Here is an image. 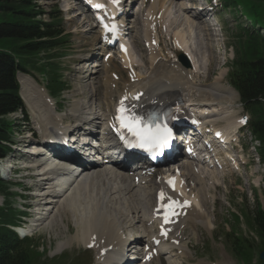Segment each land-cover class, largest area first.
Instances as JSON below:
<instances>
[{
	"label": "bare ground",
	"instance_id": "6f19581e",
	"mask_svg": "<svg viewBox=\"0 0 264 264\" xmlns=\"http://www.w3.org/2000/svg\"><path fill=\"white\" fill-rule=\"evenodd\" d=\"M138 2V0H126L125 2L126 14L124 13L123 19H125L124 23H127L128 25L131 24V27L129 28V36L132 34V32H136L137 30L135 25H138L137 13H139V10H137L136 13L132 10L135 9ZM174 2L176 1L151 0L150 6L152 8L147 10L146 18L149 19V17L147 16L151 15L150 11H153L156 15L160 12V15L162 17L161 24H163L164 22L167 24V21L170 20L169 13L171 12V6ZM188 2L190 1L188 0ZM180 3L181 1L176 4ZM66 8H68V6H66ZM194 9V7H191L190 9V7H186V5L178 7L174 6V10H177V13H183L187 15V17L185 16V19L192 23L190 27L194 26L200 31H202L203 29L201 30V28L204 27L205 30L211 31L209 28L204 26L206 25V21H204V24V19L202 18V20L201 18H199V16L202 14L193 13ZM66 10H68L72 14L74 13V10ZM111 11L112 14L118 13L119 6L113 7ZM130 13H133V15ZM190 14H192V16H190ZM76 17L80 18L81 15L77 14ZM203 17H205L206 19L208 15ZM209 17L211 18V16ZM79 18H72V20L78 21ZM182 18L184 19V17ZM185 19L184 21L186 22ZM150 20L153 19L150 18ZM84 24L88 26V28L83 31V34H90L89 32L94 31L92 25H87V22L81 23V26L83 25V28L86 27L84 26ZM148 24L149 22H147L146 20H143V22L140 24L141 28L139 29L138 34L142 37L143 43L149 42L151 40L150 32L147 29ZM210 25L208 24L207 26L209 27ZM165 29L166 33L163 34L165 35V37H167V35H169L167 34V31H169V27L167 26ZM198 30L195 31L198 32ZM210 35L209 40L211 38ZM170 39H173V43H175V41H178L182 50L185 49V51L189 53L192 58H194V56L197 58V61L193 60L192 62H189L190 67L188 69L183 68L180 63H177L176 61H172L170 59L165 62V60L167 59H164V56L162 55V53H164V50H162L160 47L158 36H154V41L159 44L153 49L144 51L145 53H147L150 60H146L144 65L141 64L143 67H146V72L140 75L138 74V82L135 84L129 83L128 80L125 81L121 77L123 75H118V81L113 80L114 77L112 75H114L115 73H110L111 70L109 71V69L111 67L112 69L113 67L115 69V64L113 63V59L110 56L107 60H104L102 62L100 61L97 65L95 63L92 68H90V64L86 70L84 69L85 67L78 69L75 76L74 88L71 90V97L73 101L71 102L72 104L70 106V110H68V114L64 116L57 113L61 109V107L55 104L54 99L52 97L50 98L46 94L44 89L40 88L39 85L36 87L34 86V89L33 83L30 82L31 80H29L30 77L28 75L26 76V74L19 73L17 75V81L20 85V92L23 93L22 95L24 96L25 103L29 107L35 123L38 125V130L41 136L47 137L56 135L58 133H64L67 130H73L75 131L74 134L76 136H78L80 133L82 134V136L85 134L84 137L87 138V136H90V133H87V129L85 127H93L95 124L99 125V122L102 121L101 118L107 117V115L104 113L108 112L109 109L111 110L112 108H114L117 99H119L121 95H124L127 100H130V103L133 104L134 109L144 108L146 105L153 104L154 102H156V104H165L167 102L180 103L181 101L189 100L192 104L195 105H198L199 103L200 106H198L201 107L202 110L205 109V111L213 114L211 117H214L215 115L221 116L222 119L225 120L224 123L226 124V126L222 129L227 133V135L230 134L232 130L237 128L236 120L238 119L234 117L226 118L227 116H229L230 109L226 104L229 103L232 106L234 103L232 101L236 99L235 96H233V93L230 92L233 90L227 87L229 91H226L223 87L220 86V83L218 81V83L215 82L206 87L204 85H196L193 81H189L186 77L187 74L195 75V78L193 79H196V77L200 75V72L202 71V68L200 66V59L196 51L194 50L195 47L192 48L193 46L191 47L189 40H186L185 32L176 34L172 33ZM100 40V35H96L91 39L90 43L84 44V46H87L89 48L85 47L87 49H82L81 51L88 52V49L90 50L88 54L85 53L87 54L85 58H81L78 60V62L80 61L81 65L90 63L92 57H97V54L98 56L102 55V53H95V51H99V47L97 48V43H99ZM130 47V41H128L126 48L129 54L127 56L130 63L135 65L136 63L133 56L131 55L132 47L131 49ZM207 47H204V50H207ZM109 52H111V50H108V53ZM179 52L180 50H176L173 54L178 55L177 53ZM200 53L203 54L202 52ZM90 55L91 58H89ZM102 56L104 57L105 53H103ZM84 61L86 62L84 63ZM99 67H102L103 71L102 69H98ZM193 67L194 72L192 70ZM101 71L104 72L105 78L103 76L102 81L98 82L97 75L101 73ZM106 74H108V76H106ZM205 79L207 80V78ZM100 89H103V95L99 99ZM135 89L137 91H143L144 96L138 102L133 103L134 101L132 102V98L134 94H136ZM130 90H133V92H131L132 94L130 93ZM195 95H197V98H195ZM97 99L100 101V104L98 105ZM15 114H17V112L9 114L8 118L11 115ZM66 116L68 118H66ZM211 117L209 119H211ZM39 142L40 141H38V143ZM21 144L27 146L26 141H22ZM34 145L35 144H32V146ZM61 149V146H58V150ZM24 151L26 154L27 151ZM27 164V170L30 172V174H27L25 177L33 183H31L29 187L26 186V190L35 192L34 194L30 193L31 195L28 197V199L34 203L36 210H38L34 214V217H37L38 219L33 222L35 224H39L41 222L47 224V231L50 230L56 232V234L54 233V235L55 237L59 238L61 236V232L57 227V218L61 217L62 222L64 223L67 216L73 215L77 217V221H74L75 226H77V235L74 237L71 236L70 240H68L64 244H59L56 249L57 252L63 250L72 242L78 241L83 246L93 245L96 255V263L94 264H109L106 263V261H115V264H121V262L119 261L121 259V251L123 250L124 245V241L121 242L120 240V237H122L121 233L124 232L126 234H133L134 242H142L144 238L148 237L151 234L152 227L148 226L149 219L145 218L147 208L149 209L150 207V194L148 191L147 194L146 191L142 193V191L140 190L141 188L137 187L135 184V177L140 176L142 170H139L137 174H134L133 176L135 177H131V171L125 168L126 165L112 164L110 165L111 170L107 173L102 170L101 165H92L89 168L85 169L82 175H77L76 177H60V174H62L63 171L58 168L51 167V164L49 163L43 164L40 161V157L38 156H27ZM185 167L188 171L187 175L193 178L196 182V188L192 191V194L197 198V200L195 201L197 207H195V204L193 202V206L186 217L180 220L181 222L174 232L175 234L177 230L180 232V234L176 236V240L179 242V246L176 249L172 250L170 258H177L174 253L177 250H181L180 259L188 253L186 247H184V245L182 246L184 229L180 230L181 226H191L193 229H195V226L199 225L209 230H211L213 226L210 223V218L207 215V209L204 210L205 208L203 207V202H207L206 194H209L205 189L206 185L204 178L200 175L194 174L191 164H188ZM228 171L229 170L227 168H224L222 174ZM209 174V177H213L215 172H210ZM68 179H70V182L67 185L62 184V181ZM154 180H156V177L151 180L150 178L143 177V181L145 182L144 185H150L153 189L157 187V184L154 183ZM215 184V186H217L216 181ZM97 187L100 188L98 191L101 190L104 193L108 194L107 197L110 196V199L114 201L115 199L117 200L118 197H121L123 199V195L126 194L128 198L127 201L124 200L126 202L124 203V209H122V206V208L117 207L118 205L113 206L112 208H105V205H101V200H105V198H99L100 196L98 197V194L96 197L94 191L98 189ZM204 189L206 190L205 194H203L202 192L204 191ZM195 191H197L196 194L194 193ZM124 192L126 193L124 194ZM208 199L213 200L214 198L213 196H210V198L208 197ZM98 200H100L99 203H97ZM116 202L118 204V201ZM113 204L115 205V203ZM131 204H134V206L132 207ZM152 207L153 205L151 206L150 210L152 209ZM44 209H46L47 212L45 216L42 217V212ZM114 211L116 212L115 218L112 215V212ZM128 213L136 216L134 217V219L136 218L138 226H135V224L133 225V222L129 221L127 215ZM117 215L118 222L115 221L117 220ZM33 227L36 226L32 225L31 229ZM103 252H105V254L103 255L104 257L100 256V254H102Z\"/></svg>",
	"mask_w": 264,
	"mask_h": 264
},
{
	"label": "rangeland",
	"instance_id": "374dc122",
	"mask_svg": "<svg viewBox=\"0 0 264 264\" xmlns=\"http://www.w3.org/2000/svg\"><path fill=\"white\" fill-rule=\"evenodd\" d=\"M138 1L139 2L137 3V6L135 7L134 12H136L139 8H142L143 10H145L149 6L147 4L142 6V0H138ZM169 1H171V0H169ZM173 1H176V2H174L173 5L171 6V12L169 13L170 20L167 21V24H168L167 26L169 27L170 33L172 32L173 34H176V33L185 32L186 40L187 39L189 40L191 47L193 46L192 48H194V47L196 48V49L194 48V50L196 51V53L200 59V63L203 64V65L200 64L202 71L200 72V75H198L196 77V79H200V80H195L193 82H195L196 85H204L206 87V86L218 81L220 83L221 87H223L226 91H229L227 89V86L228 87H230V86L228 84L227 76L225 77V72L226 73L228 72L229 66H230V61L233 57V51H232L231 45L233 43L232 38L238 32V30L236 28L238 27V25H241L242 28L250 29L248 22H255V21H258L260 25L264 26V14L261 13V11H259V10L257 11L256 14L252 12V8L254 7L255 4H257L258 0H236L235 4L233 5L235 7L233 12L231 10H227L225 8H220L218 6V8L215 9V11H217L216 15L214 16V18H210L208 21L211 23V22H213V19H214V21L218 22V24L221 28V31H222L221 34H218V36H217V33L213 34L214 36H217V37H214L216 39H213L211 31L205 30L204 27L201 28V30L203 29L202 31L196 29L194 26L190 27V25H192V23L185 19V16L187 17V15H185L183 13H177L176 12L177 10H174V6H176V7L183 6V5L185 6L187 0H173ZM180 1H181L180 4H176ZM189 1L191 2V0H189ZM220 1L223 5V1L222 0H220ZM76 3L77 2H75L74 0H37V6H39L40 9L42 10V12L44 13V16H42V20L48 21V18H49L48 14L51 12V10H53V9L57 10L58 9V11H60V13L62 14V18L64 20V23H63L64 31L66 34L70 35V36L68 35L69 38L66 39V43L63 46V48L57 52V55H60L62 57L60 60V65L62 68L64 80L67 82V85H68V91L63 94L62 98L54 99V101H55V103H57V105L59 104L60 106H65V110L63 111L65 113L64 115L68 114L67 112H69L68 110H70V106L72 104L71 102L73 101V99L71 97V90L74 88L76 70H78L82 66H83V68L85 67V69H87V66L91 64V62H90L87 65L84 64L81 66L80 61L78 62V64H80V65L77 64V60L80 58H85V56H86L85 53L88 54L90 49H88V52H83L81 50L89 48L87 46H84V44L90 43L91 39L94 36L98 35L96 31L89 32L90 34H83L84 33L83 31H85V29H87L88 26H86L84 24V26H86V27L83 28L82 27L83 25L81 26V23L87 22L88 23L87 25H89L90 19L87 16V14H85L81 11L78 12V10H77L78 5ZM66 6H68V8H66ZM66 9L74 10V13L72 14L69 11L67 12ZM77 14L81 15V17L80 18L76 17ZM173 14H174V16H173ZM176 16H177V18H176ZM182 17H184L186 22L184 21V19ZM242 17L245 20H247L248 22H246ZM72 18H79V20L73 21ZM177 19H179V20H177ZM180 20H181V22H180ZM139 21L140 20L138 17V22ZM187 21H188V24H187ZM177 22H178V24H177ZM204 24H205V22H204ZM204 26L210 29V27H208L207 25H204ZM135 27L137 28L136 32L135 31L132 32V34L129 36V41H130L131 47H132V54L134 55V57L138 61V63H142L144 65L146 60H150V59H149L148 55L146 57V55L142 51V37L138 34L139 29L141 28L139 23H138V25H135ZM195 30H198V32ZM194 31H195V33H194ZM159 34L160 35L163 34L162 31H159ZM203 35H205V36H203ZM209 35L211 37L210 38L211 41L209 40ZM196 36H198V37H196ZM168 37H169V35H168ZM196 38H198V39H196ZM200 40H202V41H200ZM203 40H204V42H203ZM161 43L163 45V48H166L165 46L169 44L166 37L161 38ZM187 43H188V41H187ZM98 45L99 44L97 43V48L99 47ZM85 47H87V48H85ZM204 47L205 48L207 47V50L206 49L204 50ZM198 50H200V51H198ZM233 50H234V46H233ZM200 52H202L203 54H201ZM95 53H99V52L95 51ZM212 53H213V55H212ZM89 57H91V55ZM94 58L97 59L96 57H94ZM208 59H209V61H208ZM88 60H89V58H88ZM86 61H84V63ZM205 66H206V68H205ZM119 69L120 68L117 65H115V69H114V67H113V69L111 67L109 69V71L111 70L110 73H115L116 75L121 76L123 74L121 72H119ZM142 70L145 73V67ZM28 75L30 77L29 80H31L30 82L33 83V87L34 86L36 87L39 85L40 88H42V89L44 88V84L38 75H36L34 73H31V74L29 73ZM103 76L105 78L104 72L101 71V73H99L97 75V78H98L97 81L101 82ZM106 76H108V74H106ZM193 76L194 77H192V78H195V75H193ZM205 78H207V80ZM217 78H219V79H217ZM35 87H34V89H35ZM230 92L233 93V96H235L236 99L233 98L234 100L232 102H234V103H233L232 107H231V104H229V103L226 104L228 106V108H230L229 109V116H227L226 118H230V117L236 118V117L241 116L243 114H247L248 117L251 119L252 116L248 112H246L245 109L243 108V106L240 104L239 97L236 95V93H234L233 91H230ZM22 94L23 93H20V95L23 98L22 101L25 104L23 113H21V114L17 113L15 115H11L9 117L12 120H14V122L16 123L15 131L17 132V135H16L15 140H14L15 143H20V141H25L27 139L26 134H28V132L35 131V121L31 115L29 107L25 103L24 96ZM99 95H100L99 96V99H100L101 96L103 95V89H100ZM195 98H197V95H195ZM98 104H100V101L97 99V105ZM262 106L264 108V103H262ZM256 108L258 110H261V108L258 106H256ZM232 112H233V114H232ZM66 118H68V117L66 116ZM215 119H217V118H215ZM215 119H213V120H215ZM224 121L225 120H223V119H217V122L219 123V125L221 127L224 126ZM36 135H37V139H39V134L36 133ZM240 144L245 150V159L249 163V167L247 169L241 168L240 175L243 178L245 177V174H251L252 175L250 182H249L250 189L247 190V187L242 185V182L244 183V179L242 180V178H240L236 175L225 173L223 176V180L219 182L217 190L216 191H209V194L210 193L213 194V197L215 199V204H214V206H212L213 205V203H212V205L208 206L205 204V202H203V207L205 208V209L204 208L203 209L204 210L207 209L206 212H207L208 217L210 218L209 219L210 223L214 226V230L212 231L213 226H212L211 230L205 229L204 227H202L204 229L199 227V229H198L199 237H198L197 235L192 236V235H194L192 228H190V227H189V229L187 228L188 234L186 235V238L191 236L189 238V240L186 239L184 241V247L187 246L186 250H188L187 257L190 259L187 264H217L218 262L220 264L221 263L238 264L237 261L231 255L228 248L226 247V240H225V234L227 233L226 231L230 230V222L231 223L236 222V218H235L234 214L238 215L240 222L238 224L236 223L237 226H236V224H235V226L232 225L231 226L232 229H234L236 227V230L238 229V231H235V232H240V234L243 235L245 238L253 241L254 244H258V240L252 236L253 233H255V232L252 229L248 228V226L245 225L243 220L246 221V223H248L249 219H248V216L246 213L250 214V212H253L255 210L256 204L258 202L262 203L264 200L260 190H254L252 188V183L254 184L255 179L258 177L256 175V171L258 169L264 171V166L258 167L257 154H256L254 148H252L251 138H250V136L246 130L240 134ZM14 155L17 157V154H14ZM14 155H11V158ZM25 162H26V160H25ZM25 174L26 173H22V174H20V176H18L16 178L8 177L7 180H3L5 185H10L13 182L20 184L18 187H16V185H13V186L11 185V190H10V192L16 191L19 193V196H16L13 199V201H11V203H12V207H17L20 210H21L20 205H23L24 203L26 205H34V203L32 201L27 200V199L25 200V198L22 195V193L24 194L23 188H25L26 186L29 187L31 185V183H33L32 181H28V180H23V182L20 183V181H22V180H20V177H24ZM249 177H250L249 175L246 176V178H247L246 180H248ZM211 178H213L218 183L219 178L217 176L216 177L213 176ZM260 178H259V180H262V177H260ZM240 185H242V186L239 187ZM263 185H264V183H263ZM215 187L216 186H214L213 188H215ZM260 187H262V183L260 184ZM97 188H95V189H97ZM99 189L100 188H98L94 192H95L96 197L98 194V197L100 196L99 198H101V197L105 198V200H101V205H103V206L105 205L104 206L105 208H107V207L112 208L113 206L118 205L117 207H119V208L123 207L122 209H124V203H126L124 200L127 201V198H128V196L126 194L123 195L124 196L123 199L121 197H118L117 200L115 199V201H114V200L110 199L111 198L110 196L107 197L108 194L104 193L101 190L98 191ZM205 189L208 192L209 187L206 185ZM205 189H204V191H202L203 194H205V192H206ZM249 190H250V192H249ZM194 193L196 194L197 191H195ZM150 195H151V192H150ZM206 195H208V194H206ZM150 198H152V195ZM99 201L100 200H98L97 203H99ZM116 201H118V204ZM121 201H122V203H121ZM150 201H151V199H150ZM5 203H7V201L3 202V199L0 197V205L5 204ZM113 203H115V205ZM150 204H151V202H150ZM240 205L243 206V208L245 209L246 212L242 208L239 209L238 206H240ZM131 206L133 207L134 204H131ZM209 207H211V209H209ZM44 210H46V209H44ZM147 212H148V208H147L146 214H147ZM129 214L130 213L127 214L129 221L133 222V225L135 224V226H138L136 218L134 219V217H136V216H134L133 214H130L131 215L130 216ZM112 215L115 218L116 212L115 211L112 212ZM241 216H242L243 220H242ZM42 217H44V211L42 212ZM76 218L77 217H75L73 215L67 216L64 223L62 222L61 217L57 218V224H58L57 227L59 228V230L61 232V236L59 238L55 237L54 233L56 234V232H53L50 230L47 231V224H44L42 222L39 224L38 223L35 224L33 221L37 220L38 219L37 217H32L31 219H25V220H27V223H29L28 226H26L27 229H28L30 224L36 226V227H33L32 229H29L30 232L33 230V232L36 233V236L29 238V239L31 241H33L32 243L34 245H36V247H38L40 252L44 248L47 250L46 252H43V254H42V257L46 261L53 262L54 260L58 259L59 257H61L60 260L64 259L65 257H73V258H76V259L71 260V262H73L74 264H78L79 262H80L79 264H93L94 254L90 253L89 251L83 250V248H82L83 245L80 244V242H78V241L72 242L71 244H69L70 246L68 245L67 247H65L61 251H58V252L56 251L59 244H61V243L64 244L65 242L70 240L71 236L74 237L77 235V226H75V224H74V221L75 222L77 221ZM115 221L118 222V215H117V220H115ZM41 224H43V225H41ZM130 224H132V223H130ZM197 228H198V226H197ZM224 245H225V247H224ZM182 246H183V244H182ZM206 246H208V248H206ZM224 248L226 251H224ZM178 258L180 259V256H178ZM183 258L184 257H182L181 259H183ZM180 261H181V263H179V264H183L182 260H180ZM175 263L177 264L178 261H175ZM254 264H260L258 259L254 260Z\"/></svg>",
	"mask_w": 264,
	"mask_h": 264
},
{
	"label": "trees",
	"instance_id": "16d2710c",
	"mask_svg": "<svg viewBox=\"0 0 264 264\" xmlns=\"http://www.w3.org/2000/svg\"><path fill=\"white\" fill-rule=\"evenodd\" d=\"M235 2L225 0V6L234 11ZM258 10L264 14V0H258L252 8L255 14ZM42 15L37 0H0V158L9 151L7 145L14 135V122L8 115L22 109L16 74L34 72L54 96L66 87L61 81L60 57L56 53L68 36L64 34L62 18L56 9L48 14V21H43ZM257 22L252 25H259ZM233 44L229 80L247 110L256 117L250 127L264 143L262 110L256 108L259 99H264V37L243 30ZM2 193H6V186L0 182ZM7 208L0 207V264H63L68 260L48 262L31 241L19 240L10 230L19 217ZM254 222L260 248L264 249V210L255 213ZM232 249L243 262H250L251 245L245 239L233 237Z\"/></svg>",
	"mask_w": 264,
	"mask_h": 264
},
{
	"label": "snow or ice",
	"instance_id": "6c2138e0",
	"mask_svg": "<svg viewBox=\"0 0 264 264\" xmlns=\"http://www.w3.org/2000/svg\"><path fill=\"white\" fill-rule=\"evenodd\" d=\"M113 3H118V0H112ZM97 8L103 7L102 5H96ZM105 29H108V25H104ZM115 31V26H112L111 29ZM138 98V97H137ZM126 99V97H125ZM118 115L116 117L121 128L127 129L133 136L138 140V143L134 146L141 148H162L166 147L171 139V132L168 129H160L159 127L153 128L150 124L143 123L141 118L130 114L129 110L124 107L123 101L117 110ZM170 185L174 186L173 181H169ZM165 194L161 192L160 199L163 201ZM175 201H172L169 204V209ZM165 223L168 222V216L164 217Z\"/></svg>",
	"mask_w": 264,
	"mask_h": 264
},
{
	"label": "water",
	"instance_id": "95a60500",
	"mask_svg": "<svg viewBox=\"0 0 264 264\" xmlns=\"http://www.w3.org/2000/svg\"><path fill=\"white\" fill-rule=\"evenodd\" d=\"M260 258L262 259V261H264V253L260 255Z\"/></svg>",
	"mask_w": 264,
	"mask_h": 264
}]
</instances>
